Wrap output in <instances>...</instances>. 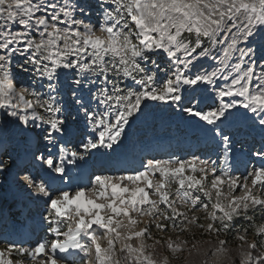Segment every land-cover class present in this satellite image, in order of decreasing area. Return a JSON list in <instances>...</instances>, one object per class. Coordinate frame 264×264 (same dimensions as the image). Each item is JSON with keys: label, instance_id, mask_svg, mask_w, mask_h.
Masks as SVG:
<instances>
[{"label": "snow or ice", "instance_id": "6c2138e0", "mask_svg": "<svg viewBox=\"0 0 264 264\" xmlns=\"http://www.w3.org/2000/svg\"><path fill=\"white\" fill-rule=\"evenodd\" d=\"M152 111L211 148L64 182ZM5 175L42 208L0 264H264V0H0Z\"/></svg>", "mask_w": 264, "mask_h": 264}, {"label": "rangeland", "instance_id": "374dc122", "mask_svg": "<svg viewBox=\"0 0 264 264\" xmlns=\"http://www.w3.org/2000/svg\"><path fill=\"white\" fill-rule=\"evenodd\" d=\"M154 122H156L158 125L160 124L161 127L162 126H170L171 127L170 130L172 131V129H173L176 133L179 132L180 130H183L180 132H184V131L185 132L180 133V134L181 135L185 134V136H187V137L189 136V133L196 134V138L194 137V140L192 142L193 144H194V141H197L200 139H204V141L208 140L203 134L197 132L190 125L185 124L183 121H181L178 116L173 115V114L168 113V112L152 111V112H150V114L147 116V118L145 120L139 122L138 124H136L133 127V129L129 132L127 138L124 140L123 145H121L114 153H112V155L110 157L94 154L91 159H89L86 163H83L80 166V169H81L80 171H83L87 174L88 173L90 174V169H92L91 166L94 164L93 162H95V160H97V159H103V160H107V161L117 160V159H121L123 161V160L130 159L134 153L131 152L130 154H127L125 152L126 149H133V151H135L136 148H139L142 146H148L146 144L148 137L141 136V135H146V133L147 134L149 133L151 136L150 132H152L153 141L151 143H153L155 140H158V139L162 140V139L166 138L167 136H165L164 134H161L163 132H161V133L157 132L156 128L153 131L150 130L151 129L150 125ZM240 127H241V124L238 121L234 122L232 125V128L234 130L238 129ZM164 129H166V128H164ZM134 132H135V134H134ZM175 132H173V133H175ZM166 133L168 134L169 132H166ZM158 134H161V135L159 136ZM180 134H177V135H179L178 136L179 139H181V137H182ZM138 138H140V141H142V143H139V145L137 144ZM182 139H183V137H182ZM257 139H259V137H257ZM143 142H145V143H143ZM236 153H237V155L235 156V159L232 161V163L237 168L239 167V165L244 167V165L247 161V156L245 155V149H243L239 145H237L236 146ZM184 155L186 156V154H184ZM243 157H245L246 160L243 159V160L238 161L239 158L242 159ZM133 158H134V156L132 157V159ZM21 159H22V162L27 160L24 158H21ZM69 167L73 168L72 166H69ZM79 173H81V172H79ZM40 175H43V173H41ZM72 175H74V174H71L69 176H72ZM53 176H55V174H53ZM78 178L79 177H76L74 180L79 183V181L81 179L79 180ZM85 178L83 180H85ZM55 180H58V178L57 179L55 178ZM65 182L67 183V181H65ZM58 183H59V181L55 182V184H58ZM0 189L2 191L0 193V200L2 201V199L7 198L6 202L0 206V216H3V221H1L0 227H1V225H3L4 227H5V225H7V229L10 228L12 230H15V232H17V231L21 232L22 231L21 233H30L31 230L30 229L27 230L26 229L27 227L26 228L23 227V229H20L19 227L15 226L17 224V222H14V221L15 220H18V221L21 220L25 213L29 216V218L33 219L30 221L29 224H32L33 226H37V225L39 226L38 212L41 210L42 206L35 204V202H33V200L30 197L26 196L24 192H22L20 189H18L16 187V185L13 183V179H12L11 175L0 176ZM12 194H13V196H11ZM18 198H21L20 200H24V202L23 201L21 202L20 200H18ZM29 210L32 212L29 213L28 212ZM8 220H10L11 223ZM13 222H14V225L12 224ZM36 231H38V230L36 229Z\"/></svg>", "mask_w": 264, "mask_h": 264}, {"label": "bare ground", "instance_id": "6f19581e", "mask_svg": "<svg viewBox=\"0 0 264 264\" xmlns=\"http://www.w3.org/2000/svg\"><path fill=\"white\" fill-rule=\"evenodd\" d=\"M151 129L150 130H154L155 128H156V131L157 132H159V133H161V132H163V133H161V134H164L165 136H167L166 138H164V139H162V140H160V139H158V140H155L151 145H150V143L153 141V136H152V132H150L151 133V136H150V134L148 133H146V135H141V136H144V137H148V140L146 141V144L149 146V147H154L155 145H157V148L158 149H161V150H165V146L164 145H159V142L160 141H163V140H166V141H171L172 139L174 140V143H176V145H177V147L176 148H174L175 150H178V152L179 153H182V154H188L191 150H192V146H193V140H194V137L196 138V134H192V133H189V136L187 137V136H185L184 134L183 135H181L180 133H184V132H180V131H183V130H180L179 132H175L173 129H172V131L170 130V126H160V124L158 125L156 122H154V123H152L151 125ZM160 127V128H159ZM158 128V129H157ZM164 128H166V129H164ZM145 132V131H144ZM166 132H169L168 134L166 133ZM173 132H175V133H173ZM161 134H158L159 136L161 135ZM177 134H180L182 137H183V139H182V137H181V139H179V135H177ZM169 136H171V139H170V137ZM198 138V137H197ZM200 140H203L201 143L204 145V146H207V144H206V140L204 141V139H200ZM198 141V140H197ZM143 143H145V142H143ZM139 150H143L144 152H146V153H150V151H149V149L148 148H146V146H142V147H139V148H136V150H135V154H133V156H134V158L132 159V157L130 158V159H128V160H123V162H127V161H133V160H136V158H139L140 159V157L141 156H139L138 154H137V152L139 151ZM202 150H205V149H202ZM155 150H153V151H151V152H154ZM171 151L172 150H169L168 152H166V153H171ZM165 153V154H166ZM137 155V156H136ZM114 160H109V161H107V160H103V159H97V160H95V162H93L94 164L91 166V168H93L94 166H96L97 164H99L98 162H102V163H100V164H102L103 166H105L106 164H109L110 162H113ZM20 162V164H23V166H25V167H30V161L29 160H26V161H24V162H22V159L19 161ZM121 164H123V163H121ZM240 166V165H239ZM116 166H113V168H115ZM89 168V167H88ZM106 168H107V166H106ZM238 168H243V167H238ZM75 169L76 168H71V171L64 177V179L66 178V177H68L69 175H71V174H75ZM87 169V168H86ZM85 169V170H86ZM81 173H77V177H79L78 179L80 180L79 182H82V181H85L86 179H87V177H88V175H89V173L87 174V173H85V172H83V171H80ZM86 177V178H85ZM85 178V180H83ZM57 179V178H56ZM59 181V179L58 180H55L54 181V183L55 182H58ZM2 191H1V189H0V193H1ZM11 196H13V194L11 195ZM17 196V195H16ZM21 198H18V200H20ZM6 200H7V198H4V199H2V201L0 200V206L1 205H3L5 202H6ZM21 202L23 201L24 202V200H20ZM36 204V203H35ZM21 206V205H20ZM29 213L30 212H32V211H28ZM27 212V213H28ZM25 217V218H24ZM31 220H33L32 218H29V216L25 213L24 215H23V218L21 219V220H15L14 222H17V224L15 225L16 227H19L20 229H23V227L24 228H26L27 230L28 229H30L31 230V232L30 233H21V232H19V233H17L18 235H33L35 232H37L36 231V229L37 230H39V226L37 225V226H33L32 224H29L30 223V221ZM1 221H3V216H0V223H1ZM6 221V220H5ZM9 222H10V220H8ZM14 222L12 223L13 225H14ZM11 223V222H10ZM4 228V226L3 225H1V227H0V230H2ZM36 228V229H35Z\"/></svg>", "mask_w": 264, "mask_h": 264}, {"label": "trees", "instance_id": "16d2710c", "mask_svg": "<svg viewBox=\"0 0 264 264\" xmlns=\"http://www.w3.org/2000/svg\"><path fill=\"white\" fill-rule=\"evenodd\" d=\"M236 242H233V244H235Z\"/></svg>", "mask_w": 264, "mask_h": 264}]
</instances>
